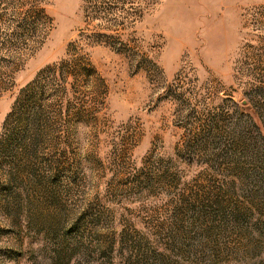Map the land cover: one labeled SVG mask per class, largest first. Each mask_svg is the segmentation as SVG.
<instances>
[{
    "label": "rangeland",
    "instance_id": "rangeland-1",
    "mask_svg": "<svg viewBox=\"0 0 264 264\" xmlns=\"http://www.w3.org/2000/svg\"><path fill=\"white\" fill-rule=\"evenodd\" d=\"M0 264H264V0H0Z\"/></svg>",
    "mask_w": 264,
    "mask_h": 264
}]
</instances>
